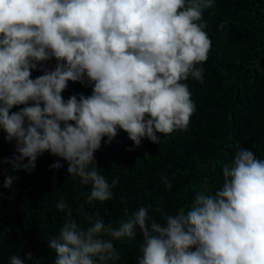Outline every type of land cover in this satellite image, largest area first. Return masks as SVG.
I'll use <instances>...</instances> for the list:
<instances>
[{
  "label": "clouds",
  "instance_id": "obj_1",
  "mask_svg": "<svg viewBox=\"0 0 264 264\" xmlns=\"http://www.w3.org/2000/svg\"><path fill=\"white\" fill-rule=\"evenodd\" d=\"M212 4L0 0V130L18 153L5 162L31 172L49 152L68 162L69 175L91 184L88 202L112 199L118 180L110 185L97 172L94 152L118 130L138 147L142 138L159 144L157 132L187 128L196 106L182 81L191 76L203 83L198 65L212 46L203 12ZM53 58L54 70L31 78L39 63ZM69 81L91 86V95L65 101ZM223 176L222 190L198 191L189 210L163 216L165 225L140 207L117 227L97 216L81 228L68 209L59 235L48 240L54 264H115L120 255L113 242L134 240L137 229L143 237L138 264H264V160L241 148ZM13 180L8 176L4 187ZM66 208L63 200L57 204ZM32 260L29 252L12 256L10 264Z\"/></svg>",
  "mask_w": 264,
  "mask_h": 264
},
{
  "label": "trees",
  "instance_id": "obj_2",
  "mask_svg": "<svg viewBox=\"0 0 264 264\" xmlns=\"http://www.w3.org/2000/svg\"><path fill=\"white\" fill-rule=\"evenodd\" d=\"M203 20L212 46L208 59L198 65L204 69L203 83L191 76L182 81L196 106L187 128L157 132L159 144L142 138L138 147L118 130L110 144L104 137L94 152L97 172L110 185L118 180L112 199L88 202L91 184L69 175L68 162L49 152L38 156L31 172L13 170L5 161L18 155L15 141H7L0 130V264H10L14 255L24 259L29 252L33 260L27 264H54L56 253L48 240L59 235L68 209L81 228L97 216L117 227L140 207L165 225L163 216L189 210L198 191L212 195L222 190L223 166L231 165L241 148L264 160V0H213ZM56 63L54 58L39 63L31 78L54 70ZM91 93V86L69 81L62 97L66 101ZM57 162L60 168H50ZM8 176L14 180L5 188ZM61 200L68 205L63 211L57 209ZM113 243L120 255L115 264H138L139 229L134 240Z\"/></svg>",
  "mask_w": 264,
  "mask_h": 264
}]
</instances>
